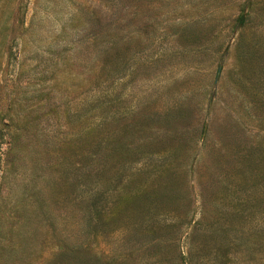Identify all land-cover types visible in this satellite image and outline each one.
Wrapping results in <instances>:
<instances>
[{
    "label": "rangeland",
    "instance_id": "1",
    "mask_svg": "<svg viewBox=\"0 0 264 264\" xmlns=\"http://www.w3.org/2000/svg\"><path fill=\"white\" fill-rule=\"evenodd\" d=\"M0 264H264V0H0Z\"/></svg>",
    "mask_w": 264,
    "mask_h": 264
}]
</instances>
